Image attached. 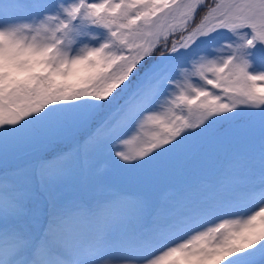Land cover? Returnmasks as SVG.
Returning a JSON list of instances; mask_svg holds the SVG:
<instances>
[{"label": "snow or ice", "instance_id": "1", "mask_svg": "<svg viewBox=\"0 0 264 264\" xmlns=\"http://www.w3.org/2000/svg\"><path fill=\"white\" fill-rule=\"evenodd\" d=\"M255 66L264 0H0V264H264Z\"/></svg>", "mask_w": 264, "mask_h": 264}, {"label": "trees", "instance_id": "2", "mask_svg": "<svg viewBox=\"0 0 264 264\" xmlns=\"http://www.w3.org/2000/svg\"><path fill=\"white\" fill-rule=\"evenodd\" d=\"M30 163V158L27 156H21L17 159H14L10 162V165L7 169L0 167V176L4 175L6 171H13V170H17V169H24L26 167H28ZM117 187H119V184H116ZM42 199L43 197H41V201L42 203Z\"/></svg>", "mask_w": 264, "mask_h": 264}, {"label": "rangeland", "instance_id": "3", "mask_svg": "<svg viewBox=\"0 0 264 264\" xmlns=\"http://www.w3.org/2000/svg\"><path fill=\"white\" fill-rule=\"evenodd\" d=\"M250 71H253V72L264 71V67L255 66L253 69H250ZM133 147H134V146H133ZM36 206H37V207H40V206H41V204H40V203H38Z\"/></svg>", "mask_w": 264, "mask_h": 264}]
</instances>
